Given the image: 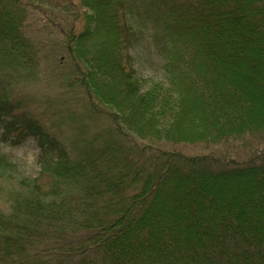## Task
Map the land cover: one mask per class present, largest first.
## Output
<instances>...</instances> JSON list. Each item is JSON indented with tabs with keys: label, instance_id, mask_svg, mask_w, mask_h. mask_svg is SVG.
Listing matches in <instances>:
<instances>
[{
	"label": "trees",
	"instance_id": "obj_1",
	"mask_svg": "<svg viewBox=\"0 0 264 264\" xmlns=\"http://www.w3.org/2000/svg\"><path fill=\"white\" fill-rule=\"evenodd\" d=\"M26 2L0 0V76L9 82L40 64L24 32ZM80 5L84 26L72 27L66 47L85 126L71 146L0 83V140L34 136L41 164L0 209V264H264V148L255 151L264 105L249 117L264 101V0ZM145 31L164 80L148 83L135 68L130 51ZM201 49L210 63L194 61ZM230 138L248 139L257 158L160 147Z\"/></svg>",
	"mask_w": 264,
	"mask_h": 264
},
{
	"label": "rangeland",
	"instance_id": "obj_2",
	"mask_svg": "<svg viewBox=\"0 0 264 264\" xmlns=\"http://www.w3.org/2000/svg\"><path fill=\"white\" fill-rule=\"evenodd\" d=\"M29 1L26 2L29 7V15L24 32L39 48V67L32 75L30 73L27 75L26 72L15 73L11 82H9L10 78L5 81V78L0 76V83L6 90L4 85L8 87V84H11L8 89L12 102L18 104L20 109L26 111L32 119L42 123L51 131L57 132L59 141L69 147L72 145L74 137L77 136L78 124L80 126L84 124L78 120L82 113L81 104L78 101L81 91L76 85H71L75 71L66 47V36L71 32L72 27L75 28L76 33L82 31L84 26L82 7L80 0ZM130 52L133 55L138 74L148 83L153 80H164V60L157 52L151 32H139L137 41ZM201 52L195 54L194 61L210 63L209 61L205 62V53L202 49ZM256 103L258 108L256 112L249 114L251 118L256 117V114L260 112V106L264 105L262 100ZM92 119V124L98 126L99 121L96 122L95 118ZM100 122L102 127L104 121L100 120ZM92 133L91 131L90 135ZM257 142L259 145L256 146L255 151L261 152L264 142ZM155 145L158 146V143ZM250 145L248 139L244 141L240 138H230L215 148L201 145L172 147L164 146V143L160 147L167 150L177 148L187 155L214 153V156L222 160L236 157L247 159L250 156L257 158L258 154L247 153ZM39 155V144L34 136L28 137L20 144L0 140V156L5 157L8 166H10V170L0 168V209L4 212L10 210L11 199L22 187V181L36 178L41 173Z\"/></svg>",
	"mask_w": 264,
	"mask_h": 264
}]
</instances>
